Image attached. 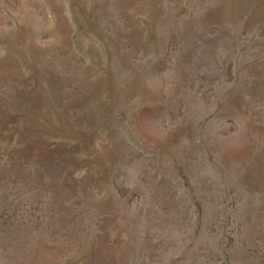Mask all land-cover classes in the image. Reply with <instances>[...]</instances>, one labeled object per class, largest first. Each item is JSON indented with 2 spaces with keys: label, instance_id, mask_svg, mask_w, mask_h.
Masks as SVG:
<instances>
[{
  "label": "rangeland",
  "instance_id": "rangeland-1",
  "mask_svg": "<svg viewBox=\"0 0 264 264\" xmlns=\"http://www.w3.org/2000/svg\"><path fill=\"white\" fill-rule=\"evenodd\" d=\"M0 264H264V0H0Z\"/></svg>",
  "mask_w": 264,
  "mask_h": 264
}]
</instances>
